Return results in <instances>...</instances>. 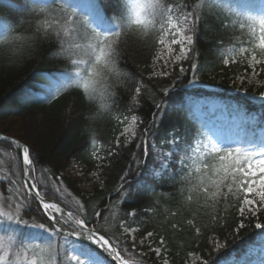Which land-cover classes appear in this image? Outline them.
Here are the masks:
<instances>
[{"label": "snow or ice", "instance_id": "6c2138e0", "mask_svg": "<svg viewBox=\"0 0 264 264\" xmlns=\"http://www.w3.org/2000/svg\"><path fill=\"white\" fill-rule=\"evenodd\" d=\"M218 2L219 0H192L191 10L185 11L189 5L178 4L176 0H117L116 13L113 17H107L100 8H94L89 14L81 15L77 12V5L68 3L67 0H56L55 7L37 5L32 9L40 14L34 17V22H40L36 24V32L32 37L15 35L18 29L7 21L0 25V49L10 48V51L19 56L29 50L34 38H39L41 34L44 38L54 35L60 42L61 49L67 46L66 51L70 53L68 59L74 73L59 82H50L48 92L43 98L55 99L61 92L75 87L82 90L89 100L97 96L107 100L111 99L118 86L124 83L122 77L128 78V74L121 72L117 66L122 47L129 40L148 44L158 36V43L164 46L168 53L174 51L173 45L180 46L179 54L174 59L189 61L193 73L189 84L192 85L198 80L195 75L198 65L195 63L194 49L191 47L197 30L196 22L201 19L203 10L210 9V4ZM224 20L228 23L224 24ZM221 26L225 31H232L234 34L238 32L240 36L250 40L251 46L240 47L236 55L246 54L243 58L247 60L251 75L264 72V15L253 16L230 11L222 18ZM77 53H83L84 58H72ZM230 60V56L222 57V64L229 65ZM185 71V68H180L181 74ZM245 71L247 73V69ZM153 75L167 76L168 72H154ZM143 87H135L134 94L130 97L132 105L140 103L138 98ZM161 95L166 98L169 89L164 88ZM260 97L264 98V93H261ZM102 106L107 107V104ZM154 107L157 113L152 120V126L156 124V116L166 110L165 99L155 102ZM123 120L125 126L120 135L124 144H128L137 137L140 117L133 114L130 120L128 116H124ZM195 135L202 139H197L190 150L177 157L182 182L191 185L206 197L210 195L217 203L218 198L227 200L229 196L234 197L238 200L240 217L237 230L244 228L243 221L246 217H257L264 213V146L256 150L238 144H226L201 130H197ZM182 139L173 136L171 143L180 149ZM0 141H7L9 147L14 146L22 175V184L16 190L14 199L7 196L6 186L0 189V262L144 264L143 254L137 259L136 254L126 246L130 234L137 232L136 228L130 229L121 224L123 233L117 236L105 230L104 225L99 222L103 219L101 212H95L94 218L89 217L85 204L79 200H76L75 206L69 210V201L63 199L66 190L59 187V184L63 183L62 177H48L42 180L35 175L39 161L31 146L7 136H0ZM116 144L118 147L123 146L119 138ZM136 147L140 148L141 144H136ZM147 153L148 147L145 146V154ZM114 154L111 150L108 152L110 156ZM91 155L98 161L103 159L95 151ZM174 156H177V153H159L156 158L162 168H168ZM139 162L140 158L134 155V163L139 166ZM42 171L47 176L48 169ZM128 174L125 172L121 176L123 183L116 190L125 198L129 195L126 190ZM16 175V172L11 173V176ZM92 175L99 179L97 172ZM16 182L8 179V183ZM56 193L60 196H56ZM32 208L36 209L42 222L33 220L29 223L24 219L26 210ZM131 214L135 215L134 212ZM21 225L28 230L27 239L20 235L23 231ZM255 227L261 229L264 224L257 222ZM196 231L199 232L200 229L197 228ZM152 237L153 232L147 231L146 238L137 244L135 236H131V248L145 245L146 239ZM159 244V247H150V251L158 260L162 259V264H169V260L164 257L167 252L165 241L160 239Z\"/></svg>", "mask_w": 264, "mask_h": 264}, {"label": "trees", "instance_id": "16d2710c", "mask_svg": "<svg viewBox=\"0 0 264 264\" xmlns=\"http://www.w3.org/2000/svg\"><path fill=\"white\" fill-rule=\"evenodd\" d=\"M33 8L31 7L28 14L20 20L15 35L32 37L36 32V24L40 21L34 22V17L40 14L33 12ZM209 8L203 10L193 47L195 61H199V84L196 86L198 94L214 93L223 97L241 98L245 102L244 109L248 108L250 115L256 116L259 124L264 126V101L258 95L261 89L249 87L246 95H235L234 91L241 88L232 83L231 72H234V69L224 66L218 56L222 43L234 35L232 31H225L221 26L222 18L229 13H223L214 7ZM114 11L115 8L112 9V12ZM157 40L158 36L148 44L129 40L122 47L117 66L121 72L128 74V78L122 77L124 83L118 86L111 99L102 100L97 96L89 100L81 90H76L44 107L36 105L22 107L15 118H7V114H0V129L21 137L31 146L39 161L36 165L37 174L43 180L48 177L54 178L60 172H67L62 180L75 194L81 193L78 187L81 179L75 174L68 173L72 160H79L85 164L87 172L98 170L104 184L100 187L95 183L92 194L83 196V199L89 217L93 218L99 207L109 205L102 209L103 219L99 221L105 230L111 233V229H115L121 234L118 220L127 219L129 224L139 226L138 236H144L147 231L153 230L157 239L162 237L171 255V264H184V258L193 250L207 257L208 262H213L236 246L244 248L256 231L254 222L264 223V213L257 217H246L243 221L245 227L237 230L240 217L238 200L234 197L229 196L227 200L218 198L219 202H214L210 195L206 197L191 185L182 182L183 177L177 164L170 165L159 178L152 176L149 168L155 163L152 150L146 159L147 165L142 166L144 157L142 131L127 145L122 144V147H118L115 144L118 124L114 115L130 108L137 111L143 120V126L148 127V139L164 147H167L168 140L173 136H184L185 142L190 143L198 137L195 135L196 131L203 130L202 123L194 120L191 108L187 106L176 111L167 108L162 110L156 116L155 126H152V120L157 113L154 103L158 102L162 88L167 84L171 85L173 80L180 81L183 86L190 78L189 73L181 74L177 69L176 73H173L175 76L172 77L159 78L149 75ZM54 53L59 54V63L70 61L68 59L70 53L66 51V47L61 49L60 42L54 35L51 38H44L42 34L39 38H34L29 50L22 55L18 56L17 53L10 51V48L0 49L1 109L13 101L22 83L40 65H44L46 61L55 62L50 58ZM137 85L144 87L138 98L140 103L132 105L130 97ZM104 104H107V107L102 106ZM33 129L39 132L32 133ZM98 141L102 142L106 153L100 162L93 160L88 152L89 146L92 143L96 145ZM136 144H141V147L137 148ZM112 149H115V154L110 156L108 152ZM3 152H12L6 143H0V155ZM134 155L140 158L139 166L134 163ZM3 160L10 168L15 162L14 158ZM42 169H48L47 176ZM140 170L141 174L136 178ZM125 172L129 173L126 179H132L126 185L128 197L125 198L123 194L118 193L112 195L120 185L121 176ZM5 186L8 192V183L2 182V187ZM55 195L60 196L59 193ZM67 197L65 194L63 199ZM129 210H135L136 214L130 217ZM24 219L29 223L33 220L42 222L35 208L26 210ZM20 227L23 229L20 235L26 239L28 230L24 229L23 225ZM197 228L200 229L199 232L196 231ZM217 239L224 247L214 253L212 245ZM126 245L136 254L137 259L141 258V253L131 248V242L127 241ZM143 249L144 264H162L149 247Z\"/></svg>", "mask_w": 264, "mask_h": 264}, {"label": "rangeland", "instance_id": "374dc122", "mask_svg": "<svg viewBox=\"0 0 264 264\" xmlns=\"http://www.w3.org/2000/svg\"><path fill=\"white\" fill-rule=\"evenodd\" d=\"M263 3H264V0H263ZM260 10H264V6L261 7ZM172 47L174 49V46H172ZM178 54H179L178 49H176V54L174 52L168 53L167 52V49L163 46V49L161 50V52L159 53V55L156 57L155 62H154L155 72L156 73L164 72V71L168 72L173 67V65L177 62L174 59V57L176 55H178ZM248 58L250 59V57H248ZM257 58H259V57L257 56ZM245 64L247 65V60L246 59H245ZM236 80H237L239 86H242V85H245V84L246 85H253V86L257 87V88L258 87H262L263 90H264V74L261 75V72L259 73V75H255L254 76V75H251V69H250V70L247 71V73L246 72L240 73L236 77ZM206 107H207V109L211 113V112L214 111V109L217 106L214 105V102L211 104L210 101L207 100V99H201V100L197 101V104L195 105L196 110L198 112H200L201 114H206L207 113V111L204 110ZM219 115H220L219 117H223V118H227V117L231 116L228 111H225L223 113V115L221 113ZM232 115L233 116H232V119L231 120H233L235 122V124H237V126H238L240 124L242 118H238L236 116V113H233ZM210 126L213 127V129H211V136H213L214 138L216 137L219 140L220 139L222 140V137L225 134L224 140L225 141L232 142V143H234L239 138V137H231L229 135L230 131L235 126L234 124L231 126V128L228 129V131H226L225 129H223L221 127V124L219 122L210 123ZM36 132H39V131H37L36 129H33L32 130V133H36ZM73 166H74L73 169H74V171H76L77 174H79V173L82 172L79 163H74ZM87 177H88V180H86L83 183V188H84V191L85 192H88L89 191L90 184L92 183V181H95L96 180L95 179L96 177H94L92 174H89ZM262 245H263V248H264V243ZM258 252H259L258 247H255L254 250L252 251V254H257ZM164 257L167 258L166 255H164ZM199 259H200V257L198 255H193L192 254L190 256L189 263L190 264L191 263H195Z\"/></svg>", "mask_w": 264, "mask_h": 264}, {"label": "clouds", "instance_id": "9594fccd", "mask_svg": "<svg viewBox=\"0 0 264 264\" xmlns=\"http://www.w3.org/2000/svg\"><path fill=\"white\" fill-rule=\"evenodd\" d=\"M18 36H20V35H18Z\"/></svg>", "mask_w": 264, "mask_h": 264}]
</instances>
